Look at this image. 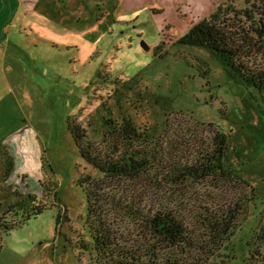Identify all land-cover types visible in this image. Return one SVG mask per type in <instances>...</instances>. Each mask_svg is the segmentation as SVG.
I'll return each mask as SVG.
<instances>
[{"label": "rangeland", "instance_id": "374dc122", "mask_svg": "<svg viewBox=\"0 0 264 264\" xmlns=\"http://www.w3.org/2000/svg\"><path fill=\"white\" fill-rule=\"evenodd\" d=\"M206 1L0 0V212L18 199L14 191L46 205L3 235L0 264H99L91 246H82L91 238L78 180L101 175L80 155L68 130L72 116L98 141L106 138L107 120L131 119L181 158L214 143L213 129L228 135V161L255 187L256 199L208 264H264L261 96L208 47L179 42L202 20L192 11ZM215 2L230 10L246 6ZM163 184L114 187L140 198L145 211L168 207L187 219L196 206L226 203L240 191L218 189L214 181L185 191ZM120 224L137 231L129 218ZM168 257L161 264L179 259Z\"/></svg>", "mask_w": 264, "mask_h": 264}, {"label": "trees", "instance_id": "16d2710c", "mask_svg": "<svg viewBox=\"0 0 264 264\" xmlns=\"http://www.w3.org/2000/svg\"><path fill=\"white\" fill-rule=\"evenodd\" d=\"M245 5L242 10L218 5L179 42L211 49L236 78L258 92L264 113V0H245ZM67 125L81 157L101 175L97 178L88 173L78 180L86 196L85 225L91 238L82 246H91L99 264H161L169 254L179 255L175 264H208L256 199L255 187L229 163V137L218 129L212 130L214 143L200 155L181 158L176 147L153 140L131 119L121 123L107 120L104 141L93 139L77 116L69 117ZM11 166L9 159L7 173ZM143 181L164 183L177 191L214 181L218 189L228 186L240 191L226 203L196 206L194 219H187L168 207L145 211L140 198L114 187L116 183ZM14 195L18 199L0 212V249L3 235L46 209L32 194L14 191ZM123 218H129L137 231L125 229L120 224Z\"/></svg>", "mask_w": 264, "mask_h": 264}, {"label": "crops", "instance_id": "0c3cea01", "mask_svg": "<svg viewBox=\"0 0 264 264\" xmlns=\"http://www.w3.org/2000/svg\"><path fill=\"white\" fill-rule=\"evenodd\" d=\"M215 8H216V2L215 0H207L206 3L204 4L203 8L200 10L199 9H196L194 7L192 13L194 15V17H197L196 19L198 20H201L203 18H207L209 17L214 11H215ZM199 21H195V23H197ZM193 23V24H195Z\"/></svg>", "mask_w": 264, "mask_h": 264}]
</instances>
